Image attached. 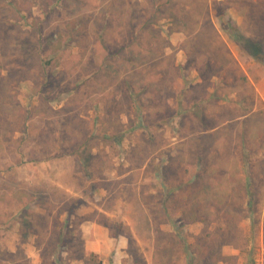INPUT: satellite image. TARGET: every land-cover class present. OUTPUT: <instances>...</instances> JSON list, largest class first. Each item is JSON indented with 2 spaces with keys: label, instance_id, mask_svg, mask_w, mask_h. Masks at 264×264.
<instances>
[{
  "label": "rangeland",
  "instance_id": "rangeland-1",
  "mask_svg": "<svg viewBox=\"0 0 264 264\" xmlns=\"http://www.w3.org/2000/svg\"><path fill=\"white\" fill-rule=\"evenodd\" d=\"M0 264H264V0H0Z\"/></svg>",
  "mask_w": 264,
  "mask_h": 264
},
{
  "label": "trees",
  "instance_id": "trees-1",
  "mask_svg": "<svg viewBox=\"0 0 264 264\" xmlns=\"http://www.w3.org/2000/svg\"><path fill=\"white\" fill-rule=\"evenodd\" d=\"M252 186H253L252 180L246 179V181H245V188H246L247 192L250 193V194L252 193ZM94 256H97V255L94 254Z\"/></svg>",
  "mask_w": 264,
  "mask_h": 264
}]
</instances>
